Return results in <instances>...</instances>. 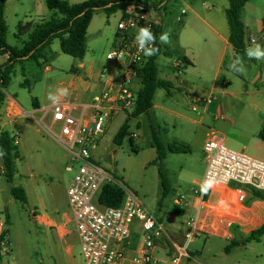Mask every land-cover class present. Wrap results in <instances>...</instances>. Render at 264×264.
Segmentation results:
<instances>
[{
	"label": "rangeland",
	"instance_id": "obj_1",
	"mask_svg": "<svg viewBox=\"0 0 264 264\" xmlns=\"http://www.w3.org/2000/svg\"><path fill=\"white\" fill-rule=\"evenodd\" d=\"M74 1L81 3L86 0ZM226 5L228 6V0L170 1L163 32L169 33L171 42L162 44L163 50L156 63L160 78L170 81L173 77L176 86L169 92L159 89L154 99L156 109L152 108L149 114L130 119L129 132L133 143L130 137H126L121 145L114 143V137L120 127L128 120L125 112H122L108 130L106 126L98 146L92 149L93 160L97 165L137 194L147 209L162 222L171 240L179 246H184L182 234L187 231V221L194 217L195 182L202 180L206 169L203 145L207 133L216 132L223 136L227 147L264 160V141L259 138L254 126L255 115L264 119V89L255 99L246 96L222 98L217 95L218 98L209 107L208 113L203 114L201 110L193 112L189 108L187 94L192 93V88L197 86V94L205 96L211 84L199 81L197 74L190 72L189 65H185L183 74L175 75L172 65L178 57L169 56V52L182 54L186 46L193 45L190 31L200 21L188 11L187 6L207 18L218 13L219 9ZM120 17V12L111 15L104 10L96 12L87 38V61H96L97 65L105 63L104 67L111 66L106 57L113 50ZM26 18H31L28 2L20 0V3H17L16 0H9L6 5L9 45L22 48L28 40L27 35H19V24ZM50 18L51 16L46 20ZM200 46L198 43L195 49L197 52ZM8 58V55H0V65ZM39 61L41 66L33 59L16 63L6 89V95L18 98L28 113L33 111V103L38 99L52 102L48 98L49 93L55 94L59 82L66 78L65 75L73 74V69H77L80 63L79 59L61 51L59 39L53 41ZM47 66L52 70L45 73ZM224 80L226 79L220 78L218 84L222 85ZM227 80H230L225 81L230 91L240 89L244 85L243 80L235 73L228 76ZM137 83L139 81H135L136 86ZM202 88L206 89V92H203ZM219 106L224 119L216 120V109ZM254 108H257L258 112H255ZM176 113L188 119L180 118ZM130 115L131 113H128V117ZM41 120L40 115H25L16 118L12 126L4 128V132L7 131L18 139L19 143L15 146L18 147L19 159L16 162L14 185L24 188L28 199L24 203L13 198L12 185L7 182L3 157H0V218L6 222L7 216L9 217L6 227L9 229L11 247L9 253H0V264H86L74 223L67 225L64 234L54 228L55 224L62 222L64 213L70 216L67 189L78 165L74 167L73 172L66 170L71 156L44 130ZM190 120L200 121V124ZM6 121L0 110V125ZM154 132L166 152V157L161 161H158L157 150L152 145ZM173 147L182 150L172 153L170 148ZM160 168L168 179L167 193H164L159 175ZM178 197H184L187 205L177 206L175 199ZM260 205L258 203L257 207ZM37 216H41L40 219L37 220ZM231 217L237 219L239 214ZM260 220L264 221V216ZM259 222H254L253 226H258ZM131 227L135 233L132 238L133 245L134 239L141 237L139 222L134 220ZM161 243L171 245V241L165 237ZM227 245L213 236L194 238L188 246L192 256L191 263L235 264L238 259H245L237 253H226ZM254 248L259 250L262 246L254 244ZM164 255L162 250L156 251V256L162 258ZM242 255L249 258L250 252L243 250Z\"/></svg>",
	"mask_w": 264,
	"mask_h": 264
},
{
	"label": "built area",
	"instance_id": "obj_2",
	"mask_svg": "<svg viewBox=\"0 0 264 264\" xmlns=\"http://www.w3.org/2000/svg\"><path fill=\"white\" fill-rule=\"evenodd\" d=\"M104 1L120 5L117 12L121 17L113 50L106 57L111 66H105L101 73L102 92L90 105L58 102L51 109L49 122H44L47 118L40 122L71 156L66 170L73 172L78 165L67 189L70 216L64 213L62 222L54 228L65 233L67 225L74 223L86 264H192L188 246L194 238L223 237L233 225L239 233L247 235L264 224L263 221L253 226L264 216V200L254 198V191L264 192V161L227 147L223 136L212 132L203 146L206 169L193 189L194 217L187 221V231L182 234L184 246L173 242L143 200L100 168L92 156V149L98 146L109 122L122 112L135 110L139 91L135 81H139L138 75L148 60L138 52L135 36L140 27L146 26L158 37L171 0ZM185 65L181 59L175 60L172 65L175 74H183ZM216 96V93L208 97L189 93V108L205 113L217 100ZM10 107L9 120L26 115L16 103ZM220 119H224L221 109L216 115V120ZM3 132L0 126V138ZM18 143L14 136V144ZM206 181L211 182L212 187L202 193L201 186ZM106 183L123 189L124 200L120 207L99 203V194ZM175 204L187 205L184 197L176 198ZM237 214L239 218L232 219L231 215ZM134 220L139 222L141 237L132 245ZM149 222L151 227H146ZM5 230L6 222L0 218V253L7 254L11 247ZM164 237L171 245L161 243ZM158 249L165 253L164 257L156 256Z\"/></svg>",
	"mask_w": 264,
	"mask_h": 264
},
{
	"label": "trees",
	"instance_id": "obj_3",
	"mask_svg": "<svg viewBox=\"0 0 264 264\" xmlns=\"http://www.w3.org/2000/svg\"><path fill=\"white\" fill-rule=\"evenodd\" d=\"M250 0H229V8L227 9V19L230 29L229 41L237 55H245L246 32L245 24L242 19L243 10ZM6 2L0 0V55L8 54V60L0 65V105L6 101V89L11 80L15 64L24 60L33 59L41 66L40 59L44 57V52L49 48L55 39H59L61 51L73 58L83 60L87 53V33L91 21L98 10H104L111 15L119 9L120 5L111 4L104 0H86L79 4L71 5L64 0H46L49 10L52 12L49 20H42L37 24L26 23L19 25V35H27L28 40L23 44L22 48H16L8 44V25L6 21ZM163 33V28L159 30V34ZM156 46L160 51L157 55L148 57V60L139 73V80L142 82V88L138 91L137 106L131 112L128 120L122 125L118 133L114 137V143L121 145L126 137H130L131 143L133 138L130 135L129 121L131 118L139 117L143 114H149L153 108L154 99L159 89H165L168 92L173 87L170 81L160 78L159 69L156 63L158 56L162 53L163 46L157 37ZM174 52H169V56H174ZM186 65L188 61L185 57H178ZM256 61V60H253ZM228 59L224 62L227 68ZM259 138L264 141V128L259 133ZM153 147L158 153V161L166 157L163 144L157 133H153ZM0 149L4 152L3 167L7 182L12 185L11 194L17 201L27 202V193L24 188L15 186L14 179L17 174L16 162L19 159L18 147L14 144V137L9 132H3L0 138ZM172 153L180 152L179 147L170 148ZM159 175L162 179L164 193L168 191V179L162 168L159 169ZM254 198L264 200V192L254 191ZM124 200V191L117 185L103 186L99 194V203L103 206L118 208ZM7 224L9 217L7 216ZM235 234V238L225 247V252L236 246L244 245L250 241H259L264 236V224L253 230L247 235L238 233L236 225L231 230ZM9 232L6 227L5 234Z\"/></svg>",
	"mask_w": 264,
	"mask_h": 264
},
{
	"label": "crops",
	"instance_id": "obj_4",
	"mask_svg": "<svg viewBox=\"0 0 264 264\" xmlns=\"http://www.w3.org/2000/svg\"><path fill=\"white\" fill-rule=\"evenodd\" d=\"M8 1L9 0H7L6 5ZM25 1L28 2V12L30 13L31 18H26L19 25H23L26 23L37 24L42 20H46L49 16L52 15V12L49 10L46 0ZM64 1H68L71 5L79 4L74 0ZM16 2L20 3V0H16ZM21 5L24 6V3H22ZM204 5H206V3H204ZM187 8L188 11H190L195 16V18L200 21V23H198L197 26L194 25L196 28H191L190 31V34L193 36V45L186 46L182 54L175 53L174 57H185L188 61V67L191 68L190 72L197 74L199 81L208 82L211 84V88L207 90L208 93L202 97H208L213 93H216L222 98L226 96H246L255 99L260 96L262 94V89H264V61L249 60L246 55H237L235 53L233 46L229 41L230 29L227 19V9L229 8V0L228 6H223L219 9L218 13L211 15L207 18L203 17L194 8L190 6H187ZM94 17L88 28L87 38L94 22ZM242 19L245 24V39L247 48L251 45L253 39H255L257 43H260L262 46H264V0H250L243 10ZM198 43H200L201 46L199 51L197 52L195 49L197 48ZM236 56H239L243 59L244 72L242 74H235L239 76L241 80H243L244 85L240 89L230 91L227 89L228 84L225 81H230L227 80V77L230 76L232 73L228 70V65L227 68L224 67V62L226 59H228V61L230 62V60L234 59ZM86 58L87 55H85L83 60H80L78 67H76L77 69H73L75 71L73 74L65 75L66 78L59 82V86L58 88H56L55 94H58V89L63 87L68 89L69 95L60 97L58 102H68L76 105H90L93 102L94 97L102 92L104 84L101 80V73L105 63H99L97 65L96 61H87ZM51 70V67L47 66L45 67L44 72H50ZM220 78L226 79L223 81L224 83L222 85L218 84ZM170 82L173 84V87L176 86V81L173 77L170 78ZM136 87L137 90H140L142 88V82L140 80L139 83H137ZM196 90L197 86L192 88V93L197 94ZM202 91L206 92V89L202 88ZM170 94L171 93H168V95ZM46 101L47 99H44L43 101L39 99L36 100V102L33 103V111L28 113L20 104L18 98L7 95L5 103L2 104V107L0 108V110L2 111V115L6 117L7 121L5 123H2L0 126L3 127L4 130L5 127L13 125V122L15 120L11 121L8 117L10 111L9 109L11 108L10 106L13 102L16 103L21 108L23 113L28 116L33 117L35 115H40V118L42 120L45 118L50 119L51 109L56 103H47ZM153 108L156 109L155 104H153ZM220 109V106L217 107L216 114L219 112ZM208 111L202 113L206 114L208 113ZM254 111L258 112L257 108H254ZM128 113L129 112H125L126 118H129ZM119 115L109 122V124L107 125V130L112 126V124L116 121ZM176 115L180 118L188 119L186 116H183L180 113H176ZM21 117L22 116H19L18 118ZM190 121L193 123L200 124V121ZM254 126L256 127V131L259 135V133L264 128V119H261L259 115H255ZM211 134L212 132L207 133V138ZM40 217L41 216H38L37 218L40 219ZM259 221L260 224L263 222V220ZM231 230L232 227L230 226L228 233L225 236L213 237L219 238L223 240L226 244H229L235 238V234ZM134 240L136 242L137 239ZM254 244L261 245L262 248L259 250L255 249ZM243 250L250 252L249 258L242 255ZM236 253L239 254L241 257H244L245 259H238L235 264H264V236L259 241L254 240L247 242L244 245L236 246L232 248L230 250V253L228 254L234 255Z\"/></svg>",
	"mask_w": 264,
	"mask_h": 264
},
{
	"label": "clouds",
	"instance_id": "obj_5",
	"mask_svg": "<svg viewBox=\"0 0 264 264\" xmlns=\"http://www.w3.org/2000/svg\"><path fill=\"white\" fill-rule=\"evenodd\" d=\"M157 37L151 30V28L142 26L139 28L135 36V44L137 46L138 52L143 53L145 57H151L157 55L160 51L159 47L156 46ZM159 42L161 44H169L170 35L168 32H163L159 35ZM245 55L249 60L264 61V46L260 43H257L255 39L252 40L251 45L245 50ZM111 58V56L109 57ZM228 70L231 73H243V59L239 56H236L234 59H231L228 64ZM69 95L67 88H59L58 94L49 93L48 98L53 102L57 103L62 96ZM4 155V152L0 150V157ZM212 187L211 182L206 181L205 184L201 186V192L207 193L208 188ZM146 227H151L149 222Z\"/></svg>",
	"mask_w": 264,
	"mask_h": 264
}]
</instances>
